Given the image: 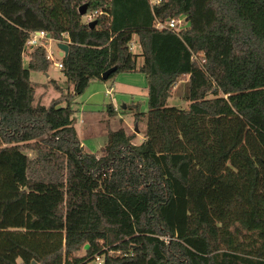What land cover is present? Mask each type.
Listing matches in <instances>:
<instances>
[{"label": "trees", "instance_id": "16d2710c", "mask_svg": "<svg viewBox=\"0 0 264 264\" xmlns=\"http://www.w3.org/2000/svg\"><path fill=\"white\" fill-rule=\"evenodd\" d=\"M34 32L68 38L69 86L48 106L34 104L31 72L53 64L48 40L27 47ZM114 67L108 80L147 78L145 137L111 131L88 153L73 104ZM184 80L188 107L168 106ZM96 258L264 264V0H0V264Z\"/></svg>", "mask_w": 264, "mask_h": 264}, {"label": "rangeland", "instance_id": "374dc122", "mask_svg": "<svg viewBox=\"0 0 264 264\" xmlns=\"http://www.w3.org/2000/svg\"><path fill=\"white\" fill-rule=\"evenodd\" d=\"M86 15L84 20L88 22L90 15ZM177 20H179L178 28L186 27L185 18L180 17ZM45 47L53 64L46 74L31 72V81L36 86L34 104L40 103L48 106L53 99L60 96L59 89L66 92L69 85L58 67L60 63L58 43L47 41ZM133 51L136 54L141 53L137 37L134 39ZM27 62L28 56L24 54L25 65ZM142 63V57H139L138 65ZM188 94L189 85L187 80H184L174 88L167 105L186 109ZM73 109L75 111V128L85 152L101 155L103 148L108 143L109 133L120 129L125 130L127 134L135 133L137 137L134 143L140 145L145 137L146 118L137 123L136 114L148 112L147 78L140 73H121L110 80H93L85 92L76 97ZM84 255V251L78 254V256ZM19 264H23L21 260H19ZM87 264L101 263L92 260Z\"/></svg>", "mask_w": 264, "mask_h": 264}, {"label": "built area", "instance_id": "2783aa9c", "mask_svg": "<svg viewBox=\"0 0 264 264\" xmlns=\"http://www.w3.org/2000/svg\"><path fill=\"white\" fill-rule=\"evenodd\" d=\"M89 15H88L89 16V20H87V21L88 22H92V21L95 20V16L97 15V12L91 13ZM178 21L179 20H177V19H173V20L169 21L166 24L165 23H158L157 27L159 29L170 28V29H174V30H179L180 28H178V26H179V22ZM45 40L51 41L50 39H48L47 33H45V32H34V33L31 34V36H30V38H29V40H28L26 45H27L28 48H32L34 46H38V45L42 44L43 41H45ZM60 42H63V41H60ZM132 48H133V44H132ZM58 67L59 68L62 67L61 63L58 64ZM96 261H98V262H100L102 264L101 258H96Z\"/></svg>", "mask_w": 264, "mask_h": 264}, {"label": "water", "instance_id": "95a60500", "mask_svg": "<svg viewBox=\"0 0 264 264\" xmlns=\"http://www.w3.org/2000/svg\"><path fill=\"white\" fill-rule=\"evenodd\" d=\"M87 9H88V5H83L79 12L81 16H85L87 13ZM96 25V21H92L90 23V26H94ZM58 50H59V56L61 58L63 57H67L68 53H69V45H68V38H65L63 42L58 43ZM117 70L116 67L110 69L109 71H107L106 73L103 74L102 79L103 80H108L110 78V76ZM136 131L138 132V128L136 126ZM89 248V245L85 246V250H87ZM31 264H39L37 261L33 260L31 262Z\"/></svg>", "mask_w": 264, "mask_h": 264}, {"label": "crops", "instance_id": "0c3cea01", "mask_svg": "<svg viewBox=\"0 0 264 264\" xmlns=\"http://www.w3.org/2000/svg\"><path fill=\"white\" fill-rule=\"evenodd\" d=\"M132 74H134V73H132ZM47 77H49V76H47ZM115 111V110H114Z\"/></svg>", "mask_w": 264, "mask_h": 264}]
</instances>
